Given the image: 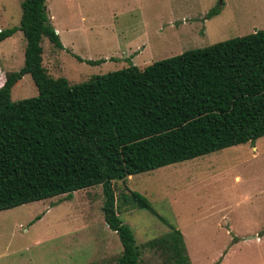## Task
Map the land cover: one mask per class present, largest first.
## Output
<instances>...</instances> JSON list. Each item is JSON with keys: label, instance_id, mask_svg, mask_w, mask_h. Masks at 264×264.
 Returning a JSON list of instances; mask_svg holds the SVG:
<instances>
[{"label": "rangeland", "instance_id": "374dc122", "mask_svg": "<svg viewBox=\"0 0 264 264\" xmlns=\"http://www.w3.org/2000/svg\"><path fill=\"white\" fill-rule=\"evenodd\" d=\"M24 1L0 0V32L20 26ZM47 7L64 49L45 38L43 66L71 84L264 30V0H47ZM213 10L220 13L206 20ZM26 46L21 31L0 42V84L24 67ZM38 94L26 75L12 100ZM115 189L141 264H167L162 245L150 243L172 228L183 234L192 264H264V137L132 176ZM131 191L152 210L137 209ZM104 201L96 186L0 212V264H115L123 247Z\"/></svg>", "mask_w": 264, "mask_h": 264}, {"label": "trees", "instance_id": "16d2710c", "mask_svg": "<svg viewBox=\"0 0 264 264\" xmlns=\"http://www.w3.org/2000/svg\"><path fill=\"white\" fill-rule=\"evenodd\" d=\"M21 7L20 26L0 32V42L20 31L27 41L24 67L0 87V212L102 186L105 220L123 247L115 264H141L115 183L264 137V30L71 84L43 66L45 38L64 49L47 0ZM26 75L39 94L14 102ZM130 193L137 209L152 210ZM158 244L167 264H192L181 231L150 243Z\"/></svg>", "mask_w": 264, "mask_h": 264}, {"label": "crops", "instance_id": "0c3cea01", "mask_svg": "<svg viewBox=\"0 0 264 264\" xmlns=\"http://www.w3.org/2000/svg\"><path fill=\"white\" fill-rule=\"evenodd\" d=\"M55 30H56L57 33H59V31H58L57 29H55ZM4 82H5V77H4V79L2 80V82H1V84H0V87L3 86Z\"/></svg>", "mask_w": 264, "mask_h": 264}, {"label": "water", "instance_id": "95a60500", "mask_svg": "<svg viewBox=\"0 0 264 264\" xmlns=\"http://www.w3.org/2000/svg\"><path fill=\"white\" fill-rule=\"evenodd\" d=\"M250 239V238H249Z\"/></svg>", "mask_w": 264, "mask_h": 264}]
</instances>
